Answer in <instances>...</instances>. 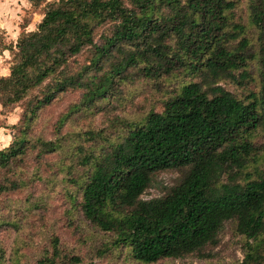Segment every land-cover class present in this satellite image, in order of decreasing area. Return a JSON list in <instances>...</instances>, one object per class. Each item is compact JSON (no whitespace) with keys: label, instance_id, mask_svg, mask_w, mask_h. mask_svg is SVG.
<instances>
[{"label":"trees","instance_id":"16d2710c","mask_svg":"<svg viewBox=\"0 0 264 264\" xmlns=\"http://www.w3.org/2000/svg\"><path fill=\"white\" fill-rule=\"evenodd\" d=\"M30 1L42 14L36 29H27L30 19L15 42L0 34V50L11 54L0 115L24 105L0 148V170L16 177L0 178V195L27 183L30 154L59 151L71 221L91 227L100 257L206 258L231 223L243 251L234 264H264V0ZM138 80L162 94L161 110L62 133L82 105L90 115L119 94L132 101ZM68 91L79 100L60 116L55 137L33 135L39 110ZM171 169L180 173L175 185L142 198ZM18 240L8 258L0 246V264H31ZM52 242L35 264L81 262Z\"/></svg>","mask_w":264,"mask_h":264},{"label":"rangeland","instance_id":"374dc122","mask_svg":"<svg viewBox=\"0 0 264 264\" xmlns=\"http://www.w3.org/2000/svg\"><path fill=\"white\" fill-rule=\"evenodd\" d=\"M23 9L22 23L31 19L28 30L36 29L38 22L42 19L41 10L32 8L28 10L27 0H20ZM17 5V4H14ZM18 8V6H16ZM15 30H11L9 39H15ZM4 30L0 29V34ZM7 39V37H5ZM81 60L85 59L83 56ZM88 63V60H85ZM4 63V62H3ZM133 99L130 102L114 99L111 103L103 102V111H96L90 115H85L82 109L72 113L63 126L62 133H72L76 130H85L92 126L101 129L108 128L111 119L117 117L135 116L147 112L151 107L157 111L162 109V94L152 92L151 87L146 86L143 80H138ZM126 94V91H125ZM80 92H63L51 104L39 110V117L35 122L31 133L42 134L45 138L55 137V128L62 114H65L70 106L79 100ZM24 105L19 103L6 116H1L7 125L5 128L7 140L10 135L13 137L14 129L22 113ZM98 109V106L96 107ZM10 118V123L8 118ZM110 129V128H109ZM107 129V130H109ZM2 145V144H1ZM32 153L26 159L23 168V178H27V183L19 189L0 195V246L5 250L7 258L10 257L17 239L21 245V252L24 254V261L35 264L37 258L44 250L53 248V240L58 238L59 245L66 253L77 255L81 258L78 264H122V258H115L108 254L100 257L98 254L99 241L89 235L90 226L78 227L79 221H71V204L69 202L65 186L69 182H63L64 173L60 172L56 164L61 159L59 151L35 158ZM37 166V167H36ZM41 177H34V173ZM8 175L16 177L5 169L0 170V178ZM180 177L179 171L175 169L159 172L155 177V182L151 188L146 190L142 198L150 199L163 195L167 189L175 185ZM79 214H77V217ZM18 218H22L18 220ZM17 221L19 227L10 221ZM81 222V221H80ZM83 225V224H80ZM233 224L227 223L221 233L220 242L215 247H208L206 258L198 255H190L184 259L162 260L154 264H234L243 257L240 238L233 231ZM129 264H138L129 262Z\"/></svg>","mask_w":264,"mask_h":264},{"label":"crops","instance_id":"0c3cea01","mask_svg":"<svg viewBox=\"0 0 264 264\" xmlns=\"http://www.w3.org/2000/svg\"><path fill=\"white\" fill-rule=\"evenodd\" d=\"M27 2L29 4V7H27L29 10L31 8V1L27 0ZM20 4V0H0V29L4 30L8 41L15 42L21 31V24L23 20L22 13L24 10L21 9L22 6ZM16 6H18V8ZM31 23L32 22L30 21L28 27L31 25ZM16 28L17 31H14L15 39L13 37L12 39H9L8 35L10 34V31L15 30ZM10 59L11 54L9 50H0V76L8 75L10 73ZM1 109L2 108L0 104V110ZM10 118L11 117H9L7 120L9 121L8 123L11 121ZM5 129V127H0V148L8 146L13 139V137L10 135V140H7Z\"/></svg>","mask_w":264,"mask_h":264}]
</instances>
